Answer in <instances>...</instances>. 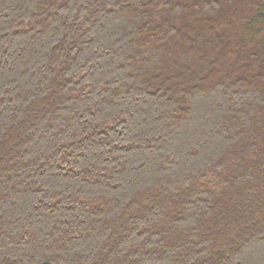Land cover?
<instances>
[{
    "label": "trees",
    "instance_id": "obj_1",
    "mask_svg": "<svg viewBox=\"0 0 264 264\" xmlns=\"http://www.w3.org/2000/svg\"><path fill=\"white\" fill-rule=\"evenodd\" d=\"M0 264H264V0H0Z\"/></svg>",
    "mask_w": 264,
    "mask_h": 264
}]
</instances>
